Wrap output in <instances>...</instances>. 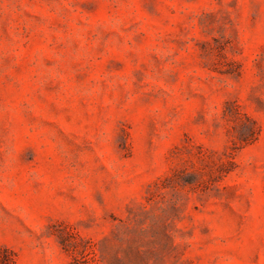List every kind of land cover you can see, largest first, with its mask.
<instances>
[{"label":"rangeland","instance_id":"rangeland-1","mask_svg":"<svg viewBox=\"0 0 264 264\" xmlns=\"http://www.w3.org/2000/svg\"><path fill=\"white\" fill-rule=\"evenodd\" d=\"M0 264H264V0H0Z\"/></svg>","mask_w":264,"mask_h":264}]
</instances>
